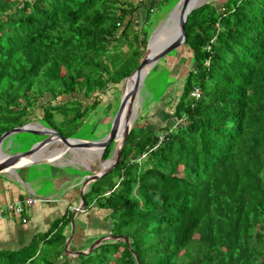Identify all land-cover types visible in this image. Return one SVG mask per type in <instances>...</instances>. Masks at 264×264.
<instances>
[{
  "label": "trees",
  "instance_id": "1",
  "mask_svg": "<svg viewBox=\"0 0 264 264\" xmlns=\"http://www.w3.org/2000/svg\"><path fill=\"white\" fill-rule=\"evenodd\" d=\"M153 2L139 12L129 0H0V135L37 121L70 137L138 65L148 30L133 20L146 25ZM184 35L192 68L165 121L137 117L145 123L83 194L87 221L74 220L89 244L103 231L132 252L105 241L69 258L65 210L26 245L0 249V264H264V0L202 4Z\"/></svg>",
  "mask_w": 264,
  "mask_h": 264
},
{
  "label": "rangeland",
  "instance_id": "2",
  "mask_svg": "<svg viewBox=\"0 0 264 264\" xmlns=\"http://www.w3.org/2000/svg\"><path fill=\"white\" fill-rule=\"evenodd\" d=\"M129 1L131 2V0ZM202 1L204 2L203 4L207 2H215L216 6H220L225 0H202ZM176 2L177 0H165L163 4L158 1V3L153 6V12L152 11L151 13L149 12L146 25L143 23V20L139 19L138 17L135 18V20H133L134 23H136L135 24L136 28L134 27L133 29L135 31L136 30L138 31L139 27L143 25L144 28L148 30V35H149L150 32L154 30L156 27H158V25L165 19V17L168 15V12L171 10L172 6ZM142 17H144L143 13H142ZM172 23L173 22L169 24ZM172 28L173 26L169 27L168 29H166L165 32H161L160 35H158L157 37L160 38V36H162L161 38L165 39V37H167V35L170 34ZM163 29H165V26L163 27ZM190 68H192V59L185 46L179 47L178 49L174 50L166 57L160 59L154 65L152 70L148 73L137 93V98L135 101V118L132 123V126L135 124L143 125V123L145 122L142 119L137 118L143 115L147 118L146 120L149 122L151 121L155 123V120L157 118L161 122H164L166 119V112L169 111V109L171 108V102H173L174 99H176V97L174 96H177L176 94L178 92L180 93L183 80L187 72L190 70ZM120 88H121V83L117 84L116 86H112V88L107 89V91L102 94L99 95L93 94L89 100L88 99L82 100L84 104L85 103L90 104L91 99L97 95L96 107H94L93 110L89 109L85 113L83 118L77 122L76 130L70 134V137L77 139H86V140L99 139L103 137L109 129L110 121L113 116V112L115 110ZM73 97L82 99L81 95L79 94L78 95L74 94ZM54 120L60 121L61 118L59 115L55 114ZM32 122H37V121H32ZM66 129L67 131H69V129L72 130L69 125H67ZM15 139H18L16 143H14ZM41 139L42 138L40 137H31L28 141H23L21 136L18 137L13 136L11 138L6 139L3 142L2 152L11 155L12 151H16V152L23 151L24 149L27 148L26 146L31 141H34L33 143H35ZM33 143H31L30 145H32ZM54 149H55V145H50L47 148H45L43 151H41L38 155L40 157H44L47 152L53 151ZM84 161L86 164L81 163L80 159H78L73 153L66 152L65 154H63L62 158H59L58 160H55L51 163L61 165L60 169H62L63 172L67 174H73L74 172L77 173L78 176L83 178L88 176L90 173L94 174L98 168V164L102 162L101 157L98 158L95 154L90 152L85 153ZM49 165L50 164H42L39 167H43L45 173L48 174L49 170L47 169V167H49ZM27 169L31 174H34L37 167H29ZM16 173L18 172L16 171ZM11 178L14 180L17 177H11ZM89 184L90 183H88L85 186V190L88 189ZM15 185L17 186L19 184L16 183ZM33 189H34L33 194L35 195V197L38 196L45 197V195H42L43 194L42 192L44 190H46L49 193L53 191L52 188L49 187L48 181L39 183L37 188L34 187ZM45 204L47 203L38 202L35 206L26 209L25 213L28 215V219H29V215H32L42 210L43 209L42 207H44ZM103 216L104 214L100 215V217ZM84 221H87V218H85ZM84 221L82 222L84 223ZM76 231L77 230H75L74 232L75 234L72 235L71 242H69L70 245L68 244V251L70 252H72L71 249H76V251H84L92 243L91 242L89 244V238L83 235L84 232H82V230L80 231L78 230L77 232ZM99 234H104V232L96 231L95 237L97 238L101 236L103 237V235L100 236ZM90 235L92 234L90 233Z\"/></svg>",
  "mask_w": 264,
  "mask_h": 264
},
{
  "label": "water",
  "instance_id": "3",
  "mask_svg": "<svg viewBox=\"0 0 264 264\" xmlns=\"http://www.w3.org/2000/svg\"><path fill=\"white\" fill-rule=\"evenodd\" d=\"M201 4L193 3V0H177V2L172 6L171 10L168 12V15L165 19L150 32L146 40V46L141 54L140 61L136 68L121 82V88L119 91V96L113 112V116L110 121L109 129L106 134L95 140H86V139H77L71 137H63L59 135L56 131L44 127L38 122H29L21 126H16L11 129L6 130L0 135V174L5 172H12L16 174V171L19 168L23 167H33L42 164H49L50 161H31L27 162V159L34 155L38 154L47 148L50 145H53L54 141L59 142L66 151H84V152H100L99 158L103 150L112 142L113 143V152L109 158L106 160H101L102 162H107L111 160L110 166L99 174H89L86 177H83L79 181V191L78 199L79 205L75 208L71 214L69 220V231L68 235L64 241L63 249L67 256L75 257L80 255H88L95 247L100 245L105 241H124L127 244V248L132 252L130 246L128 245L127 239L125 237L118 236H103L95 241H93L89 247L84 251H68V244L71 241L72 235L74 234V217L75 215L81 213L84 207L83 194L85 186L88 183L96 181L103 175H105L117 162L119 155L121 153L122 146L124 141L131 129L132 123L135 118V101L137 98V93L143 84L146 76L152 70L154 65L162 58L169 55L174 50L178 49L185 44V35H184V24L188 14L201 6ZM175 12L176 20V34L171 41L166 44L158 46H150V42L154 34L161 30V26L169 24L172 13ZM128 81V82H127ZM122 132V136L120 134ZM16 134H27L32 137H40L41 140L33 143L26 149L20 152H12L11 155L2 152L3 142L11 138ZM119 138L118 143L116 139ZM136 261V260H135ZM138 264V263H137Z\"/></svg>",
  "mask_w": 264,
  "mask_h": 264
},
{
  "label": "crops",
  "instance_id": "4",
  "mask_svg": "<svg viewBox=\"0 0 264 264\" xmlns=\"http://www.w3.org/2000/svg\"><path fill=\"white\" fill-rule=\"evenodd\" d=\"M149 1L150 0H131V2H133L134 4L138 3L141 5L138 9L139 12L146 10L145 6L148 5ZM153 1L156 2L155 4H157L158 1L163 4L165 2V0ZM152 10L153 7H151V9H148V11L150 12ZM175 12L176 11L172 13V17L169 22L173 23L166 24L161 27L174 26L176 15ZM53 145H55V149L53 151L47 152L44 157H37L39 162L43 160L53 162L55 160H58L59 158H62L63 154L66 153V151L58 143L53 142ZM93 154H95L99 158L100 153ZM84 155L85 154H83V156ZM49 164V167H47V169L49 170L48 174L45 173L43 167H39L40 165L33 166L37 167L34 174H31L27 167L19 168L17 170L18 173L16 174H13L12 172H5L0 174V211H4L8 203L15 201L22 202L25 198L29 197L36 198L38 200L41 199L44 200L45 203H47L44 205V207H42V210L29 215V219L28 215L25 213V210L32 206H35L38 202H36L32 206L24 207L22 216L26 219L25 224H20L19 220L12 219V217H10L8 213L3 212V218L0 220V249H8L9 247L18 248L22 245H26L34 235H37L38 233V235L44 234L49 229L51 223L54 220L60 218L65 210L73 211L79 205L78 191L80 180L77 175H75V173L67 174L63 172V170L60 169L61 165H57L54 163ZM11 177L17 178L13 180ZM44 181H48L49 187H51L53 191L49 193L44 190L42 192V195H45V197H35V195L33 194V188H37L39 183H43ZM15 182L19 185L16 186ZM86 190H84V193ZM83 215L84 214L79 215V218L77 215H75L74 220L79 219L80 221H83V217L81 218V216ZM93 215H95V213H93ZM89 218L92 217L89 216ZM67 231H69V227L68 230L64 229L63 233L68 235ZM83 235L86 236L88 234L87 232H84ZM86 237L89 238L88 236Z\"/></svg>",
  "mask_w": 264,
  "mask_h": 264
},
{
  "label": "bare ground",
  "instance_id": "5",
  "mask_svg": "<svg viewBox=\"0 0 264 264\" xmlns=\"http://www.w3.org/2000/svg\"><path fill=\"white\" fill-rule=\"evenodd\" d=\"M193 3L201 4V3H204V2L202 0H193ZM168 28H169L168 26H165V29H163V27H161L160 28L161 30L157 31L154 34V36H153V38H152V40L150 42V46L163 45V44H166L169 41H171L173 39V37L175 36V34H176V20H175V24H174L173 28L170 31V34H168L167 37H165V39H162L161 38L162 36H160V38L157 37L158 35H160L161 32H165L166 29H168ZM121 136H122V132L120 134V137ZM118 141H119V138L116 139V143H118ZM54 142L58 143L66 151V149L59 142H57V141H54ZM66 152H68V151H66ZM70 152L73 153L78 159H80L81 163H83V164L85 163L84 156H83V154H85L84 151L74 150V151H70ZM93 153H100V152H93ZM38 154L36 153V154L30 156L29 159H27V162H31V161H34V160L38 161V158H37L39 156ZM110 164H111V160L107 161V162H100L98 164V168H97V170H96V172L94 174H99V173L103 172L104 170H106L110 166Z\"/></svg>",
  "mask_w": 264,
  "mask_h": 264
},
{
  "label": "built area",
  "instance_id": "6",
  "mask_svg": "<svg viewBox=\"0 0 264 264\" xmlns=\"http://www.w3.org/2000/svg\"><path fill=\"white\" fill-rule=\"evenodd\" d=\"M190 95L192 97L198 98L199 92L196 89H194ZM36 202H44V200L41 199L38 200L36 198L29 197V198H25L22 202L15 201L8 203L5 207V210L0 211V220L3 218V212H6L10 217H12V219L19 220L20 224H25L26 219L22 216L24 207L32 206Z\"/></svg>",
  "mask_w": 264,
  "mask_h": 264
},
{
  "label": "clouds",
  "instance_id": "7",
  "mask_svg": "<svg viewBox=\"0 0 264 264\" xmlns=\"http://www.w3.org/2000/svg\"><path fill=\"white\" fill-rule=\"evenodd\" d=\"M73 212V211H72ZM83 212V211H82Z\"/></svg>",
  "mask_w": 264,
  "mask_h": 264
}]
</instances>
